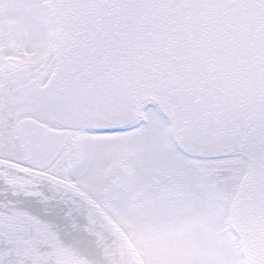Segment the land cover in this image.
Listing matches in <instances>:
<instances>
[{
    "label": "snow or ice",
    "instance_id": "obj_1",
    "mask_svg": "<svg viewBox=\"0 0 264 264\" xmlns=\"http://www.w3.org/2000/svg\"><path fill=\"white\" fill-rule=\"evenodd\" d=\"M0 264H264V0H0Z\"/></svg>",
    "mask_w": 264,
    "mask_h": 264
}]
</instances>
